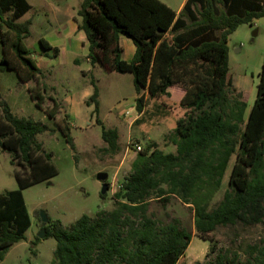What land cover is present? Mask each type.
<instances>
[{"label": "trees", "instance_id": "trees-1", "mask_svg": "<svg viewBox=\"0 0 264 264\" xmlns=\"http://www.w3.org/2000/svg\"><path fill=\"white\" fill-rule=\"evenodd\" d=\"M30 9L26 0H0V71H14L22 83L42 75L23 44L30 37L31 22H18ZM78 15L90 64L130 73L139 113L147 95L165 97L186 114L169 136L174 153H164L157 143L138 152L132 173L115 194V209L96 218L84 215L69 228L59 222L45 228V239L56 241L52 264H177L191 236L177 220L162 225L148 216L153 195L164 206L175 196L193 207L196 236L212 242L208 255L216 251L210 236L218 228L262 224L264 65L245 121L246 104L230 99L227 45L241 25L264 18V0H186L178 13L159 0H84ZM121 36L135 47L130 62L122 59ZM39 45L46 55L52 51L58 56V49L45 40L40 39ZM91 85L94 90L87 105L94 107L102 141L115 152L118 133L100 121L98 88L94 81ZM30 97L40 108L42 94L30 91ZM55 125L75 151L70 129L61 121ZM47 132L54 130L18 117L0 96V150L19 169L18 189L0 194V262L31 227L22 191L58 174L52 153L36 139ZM233 157L229 191L210 209ZM203 264H264V239L247 248L244 261L240 253L227 249Z\"/></svg>", "mask_w": 264, "mask_h": 264}, {"label": "rangeland", "instance_id": "rangeland-1", "mask_svg": "<svg viewBox=\"0 0 264 264\" xmlns=\"http://www.w3.org/2000/svg\"><path fill=\"white\" fill-rule=\"evenodd\" d=\"M26 1L31 9L18 22H31L30 37L23 44L31 52L42 75L36 81L22 83L14 71H0V96L18 117L30 118L54 130L38 135L36 139L46 152L52 153L58 174L22 191L31 227L25 233V239L12 246L0 264H52L56 241L52 237L39 239L38 233L54 222L69 228L84 215L96 218L101 212L115 209V194L132 173L140 152L134 146L138 145L144 151L149 144L157 143L164 153H174L175 146L169 136L177 120L186 114L185 109L165 97L146 100L144 95L142 115L137 110L138 96L130 73L109 72L99 64H90L86 37L78 30L82 22L78 11L84 0ZM159 1L174 11L182 2ZM40 39L57 48L58 56L54 57L52 51L46 55L39 45ZM120 45L122 59L130 62L135 52L132 41L121 36ZM227 46L228 75L233 85L230 99L246 104V121L257 95L259 73L264 65V18L252 25H241L230 35ZM92 81L99 93V119L106 129L115 130L119 135L115 152H111L102 141L94 107L87 105L94 90ZM30 91L42 94L40 108L31 99ZM49 113L54 119L49 118ZM56 121L70 129L75 151L64 141ZM234 161L235 157L210 201V209L216 207L229 191L228 181ZM18 171L11 165L9 155L0 150V194L18 189L15 177ZM99 173L107 174L105 183L108 191L104 199L101 198L102 183L96 179ZM169 199L164 206L153 195L148 216L162 225L177 220L190 234L191 241L180 264H199L206 257L210 261L227 249L240 253L241 261H244L247 248L264 239V222L220 227L210 236L216 251L208 255L212 242L196 236L193 207L183 204L175 196ZM41 212L47 217L46 223L41 222Z\"/></svg>", "mask_w": 264, "mask_h": 264}, {"label": "water", "instance_id": "water-1", "mask_svg": "<svg viewBox=\"0 0 264 264\" xmlns=\"http://www.w3.org/2000/svg\"><path fill=\"white\" fill-rule=\"evenodd\" d=\"M96 179H97L98 182L102 183L101 195L104 196L107 193V191H108V185H107V183H105V181L107 180V174H105V173H99L96 176ZM40 219H41V222L42 223H46L47 222V217H46V215H45L44 212H41L40 213ZM37 237L39 239H44L46 237V230L45 229H42L38 233Z\"/></svg>", "mask_w": 264, "mask_h": 264}, {"label": "crops", "instance_id": "crops-1", "mask_svg": "<svg viewBox=\"0 0 264 264\" xmlns=\"http://www.w3.org/2000/svg\"><path fill=\"white\" fill-rule=\"evenodd\" d=\"M185 2H186V0H182L179 9L176 11L177 13L182 9L181 7L184 6ZM164 4H165V3H164ZM167 6H168V5H167ZM168 7H169V6H168ZM172 10H173V9H172ZM51 47H52V46H51ZM147 98H148V97H147V95H146L145 99L147 100ZM144 110H145V109H143V112H142L141 114L144 113ZM118 136H119V135H118ZM182 258H183V257H182ZM182 258L177 262V264H180ZM205 261H207V257L203 260V262H200L199 264H203Z\"/></svg>", "mask_w": 264, "mask_h": 264}, {"label": "built area", "instance_id": "built-area-1", "mask_svg": "<svg viewBox=\"0 0 264 264\" xmlns=\"http://www.w3.org/2000/svg\"><path fill=\"white\" fill-rule=\"evenodd\" d=\"M127 115H129V114L127 113ZM134 147H135V149H136L137 151H141V147H140V146L135 145Z\"/></svg>", "mask_w": 264, "mask_h": 264}]
</instances>
